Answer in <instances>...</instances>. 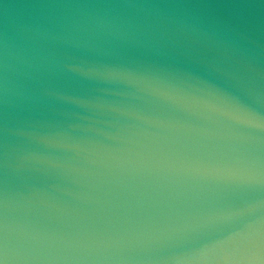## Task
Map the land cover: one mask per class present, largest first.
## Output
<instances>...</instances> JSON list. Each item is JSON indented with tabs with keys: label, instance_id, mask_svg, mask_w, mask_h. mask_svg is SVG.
<instances>
[{
	"label": "water",
	"instance_id": "obj_1",
	"mask_svg": "<svg viewBox=\"0 0 264 264\" xmlns=\"http://www.w3.org/2000/svg\"><path fill=\"white\" fill-rule=\"evenodd\" d=\"M0 264H264V0H0Z\"/></svg>",
	"mask_w": 264,
	"mask_h": 264
}]
</instances>
